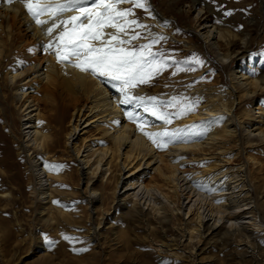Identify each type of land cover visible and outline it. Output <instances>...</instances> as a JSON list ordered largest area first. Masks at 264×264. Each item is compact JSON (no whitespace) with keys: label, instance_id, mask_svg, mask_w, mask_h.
<instances>
[{"label":"bare ground","instance_id":"bare-ground-1","mask_svg":"<svg viewBox=\"0 0 264 264\" xmlns=\"http://www.w3.org/2000/svg\"><path fill=\"white\" fill-rule=\"evenodd\" d=\"M200 2L194 0L190 7L196 12L199 25L193 31L195 40L189 41L184 51L198 50L196 44L200 42L202 50L213 55V63L223 71L229 70L230 84L224 93L207 86L190 89L189 97L204 95L206 103L191 116L195 128H186L183 132L177 129L186 139L171 143L166 152L145 135L165 131L164 120L152 111L165 113L160 104L152 100L149 89H127L132 100L122 103L124 93L118 81L81 72L72 63L58 61L55 51L47 48L50 42L54 43L53 37L46 34L47 25L43 28L37 25L27 15L21 0H14L12 4L0 0V100L7 105L12 102L11 115L19 123L13 140L17 154L26 161L29 177L23 189L31 188L30 198L48 205L65 192L60 184L73 178L56 174L51 164L59 161L57 155L61 151L73 156L79 183L85 184L84 191L76 189V192L85 196L90 220L93 215V225L86 232L94 243L99 241L100 229L106 226L102 223V212L112 199L128 209L134 226L146 230L142 238L136 235L132 241H126L129 248L134 241L143 239L137 245L149 244L156 252L177 258L184 257L189 250V259L195 263L196 256L205 250L201 249L202 241L218 236L223 248L234 247V254L224 264H264V202L254 198L256 189L264 187V181L258 176L264 162L248 155L246 164L234 166L231 163L242 151L243 141L249 147L255 146L253 140L258 141L257 145L264 144V110L258 115L256 111L237 112L242 103L264 92V74L251 77L231 66L245 56L250 40L244 33L234 34L226 23L209 22ZM85 6L94 7L93 0H86ZM147 7L156 27L142 31L168 36L159 11L148 3ZM73 14L65 13L64 18ZM104 31L107 40V34L116 30L106 28ZM118 35L130 41L122 47L131 50L132 32L129 30L127 36ZM237 41L243 49L235 53L231 48ZM18 56H21L19 61ZM155 80H150L149 84L157 83ZM153 103L157 105L155 109L151 108ZM146 106L149 111L145 110ZM0 112L6 115V105ZM219 117L223 121L217 124ZM202 124L207 127L203 136L198 132ZM175 129L171 131L177 132L173 131ZM229 145H235L238 153L229 154ZM38 154L46 162H40ZM185 154L190 158H181ZM201 160L212 163L192 173L181 169L187 163ZM14 166L0 165V174L6 175L0 182V235L6 240L14 233L5 226L3 215L8 208L17 205L18 194L24 197L27 194L22 189L23 183L8 174ZM149 175L150 181L144 184ZM72 191L74 195L75 189ZM59 210L56 211L61 213H56L54 218L52 213L43 220L45 228L33 233L31 240H36L44 230L57 238L66 233L82 234V228L75 225V221L82 220L83 215L65 216ZM57 215H61V219ZM65 223L75 227L68 228ZM44 243L41 242L39 249H45Z\"/></svg>","mask_w":264,"mask_h":264},{"label":"rangeland","instance_id":"rangeland-1","mask_svg":"<svg viewBox=\"0 0 264 264\" xmlns=\"http://www.w3.org/2000/svg\"><path fill=\"white\" fill-rule=\"evenodd\" d=\"M199 1H201V6L205 8L204 12H207L204 17L209 22L215 23L219 20V23H226L231 26L234 34L240 36L244 33L250 40L251 46L246 51L245 56L231 66L236 70H242L251 77H259L264 74V0ZM147 3L155 6L159 11L163 17L162 19H164L165 28L168 29L169 35L165 36L161 33L156 34L155 32L145 33L142 31L145 28H136L135 32H140L138 33L139 39H131V45H133L131 46V50L139 51L144 45H149L151 52L157 54L156 59L162 61L167 67L162 68L159 73L153 75L147 82L138 83L135 87L138 89L143 87L148 88L152 100L160 105H164L161 109L170 120V123L165 124V130L169 132H172L171 129L173 128H176L173 131H177L178 129L180 132H183L186 128L192 130L195 128V123L190 120L191 116L201 104L204 105L206 103V99L203 98L204 95L196 98H191L192 95L189 97L188 93L190 89L194 90L199 86L201 88L207 86L215 88L218 93H224L230 84V80L227 78L229 70L223 71L217 64L213 63V55L206 49L202 50L200 42L198 45L196 44L198 50L184 51L189 41L195 40L194 32L199 25L197 24L196 12L190 9L194 0H147ZM119 8L122 10L131 8L134 13L132 19H137L139 23L147 27H156L151 22L153 19L150 17L149 12H145L140 8H134L131 4L127 7L119 5ZM229 11L232 12V15H225ZM8 19L11 22L13 21L11 16ZM130 32L132 31L130 30ZM159 37H163L164 39H159ZM153 40L156 42L153 43ZM194 44V42L191 43L192 46ZM242 47L241 42L237 41V44L231 49L232 52L236 53L240 49H243ZM27 52L29 53L30 51ZM17 53L16 51L15 54ZM252 55L256 59L252 60ZM20 57L18 56L16 60L19 61ZM39 57L42 58L41 53H39ZM177 69L184 70L178 71ZM187 69L194 70L188 71ZM153 79H156L157 83L149 84L150 80L153 81ZM175 101H180V103L176 104ZM169 103H172L173 106H167ZM5 105L7 108L6 115L0 112V165H15V168L11 169L8 174L13 176L14 179L17 178L18 181H21L23 189L25 188L29 173L25 169L26 161L22 155L17 154V144L13 140L15 137L14 133L19 128V123L15 122L13 120L14 117L11 115L13 110V107H11L12 102H8L7 105V103L5 104V102L3 103L0 100V110ZM186 108L190 110L186 111ZM238 108V113L249 110L256 111L258 115L261 109L264 110V92L257 95L254 99L242 103ZM15 118L17 119V116ZM216 119L217 124L223 121L220 117ZM198 132L203 136L207 132V127L203 124L200 125ZM181 139L185 140L186 138L181 136ZM253 141L252 143L256 147H249V144H245V141L241 143L240 147L242 151H239V156L231 159L232 165L237 166L248 163L249 156L257 159L259 162H264V144L259 143L257 145L258 141ZM170 147L171 143L161 150L166 152ZM228 148L230 150L229 154L238 153V148L235 145H229ZM62 152L57 155L59 161L52 162L51 166L56 174H64L66 177L70 175L73 180L68 179L69 181H66L68 183L64 182L62 185L60 184V188H64L65 192H63L64 189L61 190L63 193H60L61 195L59 194L55 197L48 205H44L32 197L30 198L29 193L31 192V188L28 187L23 189L27 193L25 197L20 194L17 195L19 200L17 205L8 208L9 210L3 215L5 226L8 225L7 228L12 229L14 236L11 239L7 236L6 240L5 237V239L1 238L2 236L0 235V240H4L0 243V264H224L225 260L234 254V247L223 248V243L219 242L218 236L209 237V239L207 238L202 241L201 249L205 250L199 253V256H196L195 263L189 259V250L185 251L184 257L177 258L158 253L149 244L137 245L143 239L134 241L133 245L129 248L128 245H125L126 241H132L136 235L142 238L146 235V230L134 226L128 209L125 206L117 204V200L113 201L112 199L108 200L103 210L104 212H102V223L104 222L106 226L100 229L99 241L94 243L86 232L91 224L93 225V215L90 220L91 215L87 211L86 198L78 191L76 192V189L84 191L85 184L81 185L82 182L79 183L80 176L73 156L68 151ZM182 157L183 159L190 158L188 154ZM37 159L40 162H46L41 154H38ZM211 163L207 160L195 161L185 164L181 169L192 173L193 171L204 170ZM4 176L6 175L0 174V182L3 181L2 178ZM258 176L260 181H264V169ZM150 179V175L146 176V183L144 184H148L147 182ZM73 189H75L74 195H72ZM256 190L254 198L258 199L261 203L264 202V187L261 190ZM65 195H70V197L66 198ZM56 210L63 211L62 213L65 216H69V214L74 217L83 215L82 220L75 221L77 224L73 222L82 228V234L73 236V234L66 233L57 238L56 235L48 234L44 230V233H41L37 238L38 240H31L30 236L33 233L36 234L39 228H45L43 220L48 219L52 213L53 218L56 216V213H61ZM57 216L61 219V215ZM65 225L68 228L75 227V225H71L70 223H65ZM65 236L70 239H65ZM18 241H22V244L15 245ZM42 241L45 242L44 250L39 249ZM49 241L53 243L49 245ZM131 247L134 249H131ZM248 264L252 263L249 262Z\"/></svg>","mask_w":264,"mask_h":264},{"label":"snow or ice","instance_id":"snow-or-ice-1","mask_svg":"<svg viewBox=\"0 0 264 264\" xmlns=\"http://www.w3.org/2000/svg\"><path fill=\"white\" fill-rule=\"evenodd\" d=\"M13 2L14 0H7L8 4ZM21 2L27 15L37 25L42 28L47 25L46 34L54 40V43L50 42L47 48L55 51L58 61L72 63L81 72H91L93 75L99 74L118 81L121 85L120 90L124 93L122 103L132 100L127 89L135 87L138 83L147 82L162 68L167 67L162 61L156 59L157 54L151 52L149 45H144L139 51L128 50L122 45L130 41L121 39L118 35L119 33L127 36L131 30L133 33L131 39H139L135 29L147 28V26L139 23L137 19H129L134 15L132 9L122 10L119 5L128 3L134 8L149 12L147 0H93L94 7L85 6L86 0H21ZM68 12L74 14L64 18V14ZM225 15L230 16L232 12L229 11ZM41 17H47V19H41ZM106 28L116 30L107 34V40L104 39ZM57 29H59L58 32ZM159 39L164 38L159 37ZM155 42L153 40V43ZM175 103L179 104L180 101ZM163 106L160 105V107ZM167 106L171 107L173 104L169 103ZM156 107L155 103L151 106L152 109ZM145 110L150 109L146 106ZM152 114L163 119L165 124L170 123L166 114L157 113L154 110ZM145 135L161 149L181 139L179 131L165 130L152 134L145 133ZM64 238L70 239L67 236ZM48 243L51 245L53 242Z\"/></svg>","mask_w":264,"mask_h":264}]
</instances>
